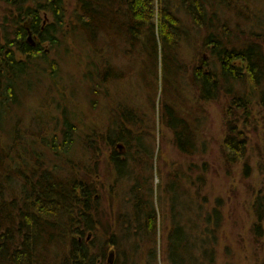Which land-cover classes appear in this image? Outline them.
<instances>
[{
  "label": "rangeland",
  "instance_id": "1",
  "mask_svg": "<svg viewBox=\"0 0 264 264\" xmlns=\"http://www.w3.org/2000/svg\"><path fill=\"white\" fill-rule=\"evenodd\" d=\"M247 4L253 14L232 15L231 35L236 28L246 43L250 37L264 41V0ZM8 9L0 3V17L8 19ZM72 10L66 2L67 18ZM179 17L187 24L183 11ZM70 30L67 23L59 45L41 44L53 67L37 62L28 72L33 89L16 115L45 141L36 145L41 167L63 180L76 176L94 186L90 210L99 220L74 234L87 248L88 264H166L168 231L181 226L191 231V239L197 223L201 230L207 224L215 230L212 264H264V219L259 222L255 215V199L264 193L262 111L252 106L248 122H241L244 149L231 154L225 146L231 96L222 92L202 100L198 83L191 80L199 63L200 29L184 28L186 38L166 70L150 39L108 45L99 38L89 46L74 40ZM27 41L33 46L38 41L29 29ZM105 68L108 78L101 81ZM169 116H179L193 130L192 138L182 139L183 150L175 136L182 128L172 127ZM63 120L75 132L69 153L58 155L51 144L59 139ZM37 122L45 124V132H38ZM113 149L125 165L121 175L110 161ZM151 206L157 218L149 238L134 213ZM154 247L157 256L150 254Z\"/></svg>",
  "mask_w": 264,
  "mask_h": 264
},
{
  "label": "trees",
  "instance_id": "2",
  "mask_svg": "<svg viewBox=\"0 0 264 264\" xmlns=\"http://www.w3.org/2000/svg\"><path fill=\"white\" fill-rule=\"evenodd\" d=\"M248 1L0 0L9 8L10 16L0 17V264H88L87 248L74 234L83 232L82 225L90 229L99 220L98 214L95 219L93 209L90 210L94 200L92 183L76 176L63 180L59 174L41 167V151L36 145L45 141L34 136L16 115L23 96L33 89L28 72L34 70L37 62L49 66L52 63L46 61L41 44L48 41L51 46L59 45L65 39L63 30L67 23L72 38L89 46L99 38L108 45L110 41L120 45L121 41L130 40L134 44L150 39L153 54H160L162 68L166 70L173 54L178 55L174 52L177 44L186 38L184 28L190 25L200 29V51L196 52L199 63L192 69L191 80L198 83L202 100L222 92L226 97L231 96L226 112L231 119L225 146L236 155L244 149L241 122H248L254 104L260 107L264 119V41L256 42L250 37L246 43L236 28L231 35L229 25L232 15L236 19L245 16L247 11L253 14ZM66 2L71 8L73 4L69 18ZM180 11L187 17V24L179 17ZM28 29L38 40L34 46L27 41ZM205 53L209 60L203 59ZM104 70L101 81L108 78ZM169 117L172 127L180 124L182 128L175 131V136L176 145L183 150L182 139L190 135L192 138L193 130L179 116ZM37 123L38 132H45V124ZM74 132V127L63 120L57 134L60 137H54L51 148L58 155L69 153ZM108 143L113 144V140L109 138ZM110 161L121 175L125 165L115 149ZM255 215L259 222L264 219V193L255 199ZM134 216L145 229L144 235L155 232L154 206L144 209L143 213L142 210L135 212ZM208 217L212 222V215ZM213 218L218 219L217 212ZM197 224L192 228L191 239V231L182 230L181 226H173L168 231L166 264H212L215 230L211 231L208 224L201 230ZM155 249L150 253L153 256H157Z\"/></svg>",
  "mask_w": 264,
  "mask_h": 264
},
{
  "label": "water",
  "instance_id": "3",
  "mask_svg": "<svg viewBox=\"0 0 264 264\" xmlns=\"http://www.w3.org/2000/svg\"><path fill=\"white\" fill-rule=\"evenodd\" d=\"M28 40H31V39H30V36H28ZM110 256H112V254H110Z\"/></svg>",
  "mask_w": 264,
  "mask_h": 264
}]
</instances>
